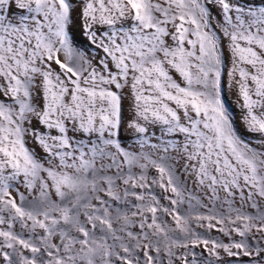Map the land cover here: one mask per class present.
I'll return each instance as SVG.
<instances>
[{"label":"snow or ice","instance_id":"6c2138e0","mask_svg":"<svg viewBox=\"0 0 264 264\" xmlns=\"http://www.w3.org/2000/svg\"><path fill=\"white\" fill-rule=\"evenodd\" d=\"M0 264H264V0H0Z\"/></svg>","mask_w":264,"mask_h":264},{"label":"rangeland","instance_id":"374dc122","mask_svg":"<svg viewBox=\"0 0 264 264\" xmlns=\"http://www.w3.org/2000/svg\"><path fill=\"white\" fill-rule=\"evenodd\" d=\"M232 108H233V110H236L235 104H232ZM236 118H237V120H239V112H238V110H236Z\"/></svg>","mask_w":264,"mask_h":264}]
</instances>
